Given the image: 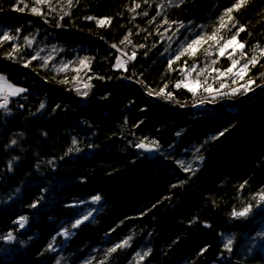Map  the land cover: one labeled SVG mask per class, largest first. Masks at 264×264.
<instances>
[{"label": "trees", "instance_id": "obj_1", "mask_svg": "<svg viewBox=\"0 0 264 264\" xmlns=\"http://www.w3.org/2000/svg\"><path fill=\"white\" fill-rule=\"evenodd\" d=\"M233 2L73 0L68 7L67 0H51V7L41 5L42 15L35 16L34 0H0V30L12 35L21 30L11 42L21 48L15 60L5 58L11 43L0 47V60L7 64L0 63V74L25 89L0 108V264H264V237H257L264 232V204L254 199L264 189V58L236 84L212 71L230 65V48L219 56L218 46L208 41L195 56L175 60L197 34L210 35ZM25 4L24 12L13 11ZM232 15L237 27L245 28L238 37L243 51L259 56L264 0H249ZM86 16L110 17L112 23L98 27ZM235 32L221 29L220 35ZM125 35L130 44L120 43ZM133 51L136 59L126 64L128 71L115 67L120 53L127 61ZM85 58L88 67L82 68L79 61ZM15 67L88 102L76 103ZM249 77L255 80L252 90L259 88L242 100V93L204 91L206 85L219 89L221 82L224 89L234 88ZM185 78L200 82L195 97L175 87ZM121 79L128 82L116 83ZM165 85V92L155 95ZM149 89L159 103L150 100ZM201 100L226 103L220 109L186 110ZM152 141L159 149L148 159L136 145L154 147ZM180 161L192 170L185 172ZM96 195L101 200L92 203ZM249 205L247 218L232 217L233 210ZM21 216L27 218L23 228L15 223ZM65 229L69 234L59 235ZM228 238L231 253L224 249ZM124 240L128 246L108 254ZM49 244L54 250L48 251ZM149 249L147 257L137 258Z\"/></svg>", "mask_w": 264, "mask_h": 264}, {"label": "snow or ice", "instance_id": "obj_2", "mask_svg": "<svg viewBox=\"0 0 264 264\" xmlns=\"http://www.w3.org/2000/svg\"><path fill=\"white\" fill-rule=\"evenodd\" d=\"M181 2H183V0H181ZM249 3V0H234V2L231 4V6H228L224 9L223 13L221 14V16L219 17V26L210 34V35H200L197 34L196 38L192 39L189 43H187V45L179 52L178 55L175 56V60H179L182 56L184 55H190V56H195V54L197 53V51L199 50L200 46L204 43H207L208 41H212L215 45L218 46V54L219 56H224L227 52V50L229 48L232 49V51L230 53H228L229 59L231 60V63L229 66H227L224 70H220V69H212V71L217 73V79H219L220 77H232V83L236 84L238 80L243 81L245 79L246 76H248V72L250 71V65L252 67H255L259 61L260 58H264V48H260L259 49V56L257 55H252L251 57H247L246 53L243 51L245 48V44L243 42H240L238 40L239 34L241 32L245 31V28L241 25L239 27H237L236 24V18L233 17V13L234 12H238L241 8L245 7L247 4ZM73 4V0H67V5L68 7H71ZM41 5H46L51 7V0H34V6L31 7L30 11L33 15L35 16H41V10H40V6ZM28 5L25 4L24 7H19V8H13V11H19V12H24L25 8H27ZM136 8H139L140 5L136 4L135 6ZM132 11H135V9H132ZM144 15H147V13H143ZM69 13L67 11H65L63 13V16H68ZM157 15H159V12H157ZM63 16H61L60 18L63 19ZM84 19L89 20V21H95L96 25L98 27H106V26H110L112 23V20L110 17H105V18H95L93 16H86L84 17ZM47 22V21H45ZM150 23L152 21H149ZM229 22H231V28H236V32L233 33L230 37H225L220 35L221 29H227L228 31H231V28H229ZM164 24H169L168 20H164ZM57 27H59V22H57ZM181 27H183V25H181ZM20 29L17 28L15 29V35L10 34V32L8 30H0V47H2L4 44H8L11 43L15 40H17L19 38V34H20ZM24 42L28 47H31L33 41L32 39H30L28 36H25L24 38ZM221 41H223V43H221ZM121 44L124 43H131V40L129 39L128 35H125L124 38L121 40L120 42ZM112 48L116 49L118 52L121 51V49L116 45V44H112L111 45ZM142 47V45H141ZM258 46H254L251 51L252 52H256V48ZM237 49H239V58H233L236 55ZM21 51V48L19 45L15 44V43H11V51L6 53V57L7 59H12L15 60L16 59V54L18 52ZM205 55H207V52H205ZM32 60H36L38 59V54L36 56H32L31 57ZM136 59V53L133 51V53L127 57V61L122 60L119 56L116 57V65L115 67L117 68H121L124 71H128L126 64L128 62H131L133 60ZM241 60L244 61L243 64H241ZM48 60L47 58L44 59V63L47 64ZM29 63H31V61H28L27 63L24 64V67H28ZM174 63V60H169L168 61V70H174L172 68V65ZM213 64L216 63L215 60L212 61ZM79 64L82 68H86L88 67V62H87V58L85 59H81L79 61ZM239 65V67H238ZM64 67H67V65H64ZM192 71H195V66L193 65L191 68ZM75 71L79 72L80 69H75ZM205 69H200V72H204ZM197 75H199V73H197ZM261 76L264 77V73H261ZM99 78V77H98ZM75 79V77L73 78ZM102 79V78H101ZM0 82H5L4 77L0 76ZM65 83H67L68 81H64ZM140 83H142L141 81H138ZM255 83V80L252 79L251 77H249L247 79V81L242 84L240 87H234L231 88L230 92L225 93V95H230V96H234L237 94H247L249 91L252 90V85ZM200 86V82L197 80L193 83H188L185 79H182L180 82H178L175 87L176 88H180V87H184L186 88L189 92L192 93V95L195 97L196 95V87ZM7 87L10 89L9 95L11 94H19L25 91V89L23 88H14L11 85H7ZM86 87H90L89 85H86ZM226 87L224 82H221L219 85V89H213L211 87V85H206L204 86V91L212 93L213 91H219L220 89H224ZM167 88V85H165L163 88H161L159 90V92H156L155 95L159 96L161 94H163L165 92V89ZM3 91V87H0V92ZM77 93L78 94H82L83 96H87L88 92L84 91L83 93L80 92L79 89H77ZM147 94L149 96L153 95V90L149 89ZM169 98H172V94L171 92L167 93ZM201 103H204L203 100L200 101ZM195 106V104L193 105ZM7 107V97H5V102L3 104H0V108H6ZM45 107V105L43 103L40 104V109H43ZM227 131V129H225L224 131H221L219 133L218 136H213L212 139H219L220 136L225 135V132ZM179 135V133L177 134ZM13 144H15V141L12 142ZM76 141L73 140V146H75ZM151 145H154V147L152 146H146L144 142H141L139 144L136 145L137 148L143 149L144 151L147 152H152V151H157L159 149V145L156 144L155 141L151 142ZM69 151H72V149H69ZM75 151L79 152L80 149L79 148H75ZM180 167L185 171V172H189L192 170V166L191 164H188L187 166L184 165L183 161L178 162ZM241 188H243V185H241ZM254 199H256L257 201V205H261L264 204V189H262L255 197ZM101 200V196L96 195L94 197H92V203H97ZM31 207L35 208L36 204L33 203L31 205ZM251 212V205L249 206H245L242 208V210L236 211L233 210L232 212V217L234 219H240V218H247L249 213ZM91 215V213H89L88 215H85L83 217V219H77L75 221V223L72 224V228H78L81 224L84 223V221L89 219V216ZM26 217L21 216L19 218V220L15 221V223L19 224V226L21 228L24 227V224L26 222ZM195 221H192V223H194ZM205 227H209V225H205ZM68 230L65 229L63 232L59 233V235L62 236H67ZM257 237H264V232H259L257 233ZM12 234L11 232L8 233V239L11 240ZM130 239V238H129ZM253 239H256L255 237ZM232 238H228L226 240V243L224 244V249L227 250L228 252H232ZM129 241L128 240H124L121 243L116 244L114 247H112L111 249L108 250V254L114 253L117 251V249L123 248L128 246ZM261 247H264V245H262ZM53 249V245L49 244L48 246V251H52ZM150 249L149 251L144 252L142 255L141 253H136V256L139 260H143L145 257H147L149 255ZM57 264H59V261H57Z\"/></svg>", "mask_w": 264, "mask_h": 264}, {"label": "water", "instance_id": "obj_3", "mask_svg": "<svg viewBox=\"0 0 264 264\" xmlns=\"http://www.w3.org/2000/svg\"><path fill=\"white\" fill-rule=\"evenodd\" d=\"M1 63H3L4 65H7L6 62H2L0 61ZM14 68V67H12ZM16 68V67H15ZM16 69H20V70H23V71H26L28 72V74H30L31 77L34 78V80L36 82H39L40 84L44 85V86H47L48 88H50L51 90H54V91H58V92H62L64 94H66L68 97H72L71 95H69L66 91L56 87V86H52L48 83H46L44 80L40 79L36 74H34L32 71H29L28 69L26 68H23V67H20V68H16ZM124 82H128V81H125L123 79L117 81L116 83H124ZM259 87L255 88L254 90L258 89ZM264 89V85L261 87ZM254 90H251L249 91L247 94H244L242 95L241 97H239V100H242V99H245L247 96H249L250 94L253 93ZM73 98V97H72ZM150 100L153 101V102H156V103H159L160 101L155 98L154 96H149ZM74 99V98H73ZM74 101L76 103H79V104H86L88 102V99L86 100H83V101H79V100H76L74 99ZM226 103V100H222V101H219V102H216V103H211L209 101H204V103H197L195 106L193 107H189L187 108L186 110H196V109H220L224 106V104ZM180 110H183V109H180ZM148 146V145H146ZM136 149L140 152H142L143 154H145L148 158H152L153 157V151L152 152H147V151H144L143 149H140V148H137Z\"/></svg>", "mask_w": 264, "mask_h": 264}, {"label": "rangeland", "instance_id": "obj_4", "mask_svg": "<svg viewBox=\"0 0 264 264\" xmlns=\"http://www.w3.org/2000/svg\"><path fill=\"white\" fill-rule=\"evenodd\" d=\"M231 49V48H230ZM121 59L123 58V60H124V58H125V56L123 55V54H121L120 53V56H119ZM0 61H2V62H4L3 60H0ZM1 63V62H0ZM1 64H3V63H1ZM5 78V77H4ZM8 81V80H7ZM6 83H8V82H6ZM10 83V82H9ZM39 83V82H38ZM242 84H244V83H242L241 82V84H239V85H237V87H240ZM8 85H11V84H8ZM12 86V85H11ZM0 87H2L1 85H0ZM12 87H14V88H18V87H16V86H12ZM231 88H232V86H229L227 89H223V90H221V91H224L223 93H226V91H228V90H231ZM50 89V88H49ZM3 92H5V93H3ZM8 92H9V90H8ZM5 89H4V87H3V91L2 92H0V104H3L4 102H5V97H7V102H8V99L9 98H11V97H15L16 95H18V94H15V95H13V96H11V97H9L8 98V95H9V93H8ZM5 94V95H4ZM244 95V94H243ZM153 158V157H152ZM152 158H148V159H152Z\"/></svg>", "mask_w": 264, "mask_h": 264}, {"label": "crops", "instance_id": "obj_5", "mask_svg": "<svg viewBox=\"0 0 264 264\" xmlns=\"http://www.w3.org/2000/svg\"><path fill=\"white\" fill-rule=\"evenodd\" d=\"M0 76H3V75H1L0 74ZM4 77V76H3ZM4 80H5V82H8L7 80H6V78H4ZM8 84H10L9 82L8 83H4V82H0V85L2 86V87H4V89L8 92V90H9V92H10V89L7 87V85ZM12 85V84H11ZM13 86V85H12ZM8 92V93H9ZM3 93H5V92H3ZM1 95V94H0ZM5 95V94H4ZM13 95H15V94H11V95H8V98L9 97H11V96H13Z\"/></svg>", "mask_w": 264, "mask_h": 264}, {"label": "built area", "instance_id": "obj_6", "mask_svg": "<svg viewBox=\"0 0 264 264\" xmlns=\"http://www.w3.org/2000/svg\"><path fill=\"white\" fill-rule=\"evenodd\" d=\"M224 92V91H223Z\"/></svg>", "mask_w": 264, "mask_h": 264}]
</instances>
